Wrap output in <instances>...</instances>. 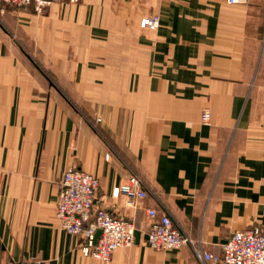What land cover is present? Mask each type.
<instances>
[{"label":"crops","instance_id":"1","mask_svg":"<svg viewBox=\"0 0 264 264\" xmlns=\"http://www.w3.org/2000/svg\"><path fill=\"white\" fill-rule=\"evenodd\" d=\"M69 168L97 176L95 208L141 233L110 264H203L148 246V208L214 255L264 231V0H54L43 13L0 0V264H101L58 227ZM132 172L150 193L137 209L113 195Z\"/></svg>","mask_w":264,"mask_h":264},{"label":"built area","instance_id":"2","mask_svg":"<svg viewBox=\"0 0 264 264\" xmlns=\"http://www.w3.org/2000/svg\"><path fill=\"white\" fill-rule=\"evenodd\" d=\"M5 5L27 7L34 5L43 13L54 0H2ZM77 1V0H73ZM250 0H227L230 5H246ZM158 16H147L141 21L143 29L159 27ZM210 111H205L203 123H209ZM100 179L82 169L69 168L62 179V187L56 210L58 227L71 235L80 237L84 255L110 264L116 250L132 247L136 242V225L132 219L120 218L106 209H96V195ZM114 197H126L127 207L137 209L139 202L150 193L144 179L137 173H130L125 183L114 190ZM147 215L153 220L148 233V246L156 251L167 252L190 247L196 259L203 264H264V231L254 226L234 233L223 245L222 254L211 253L201 239L184 236L167 213L148 208ZM101 235L96 240V234Z\"/></svg>","mask_w":264,"mask_h":264},{"label":"water","instance_id":"3","mask_svg":"<svg viewBox=\"0 0 264 264\" xmlns=\"http://www.w3.org/2000/svg\"><path fill=\"white\" fill-rule=\"evenodd\" d=\"M100 235H101V231H98L97 232V234H96V240H98V238L100 237ZM135 237H136V241H138L139 239H140V237H141V233H140V231H136V233H135Z\"/></svg>","mask_w":264,"mask_h":264},{"label":"rangeland","instance_id":"4","mask_svg":"<svg viewBox=\"0 0 264 264\" xmlns=\"http://www.w3.org/2000/svg\"><path fill=\"white\" fill-rule=\"evenodd\" d=\"M3 2V1H2ZM174 251V250H173Z\"/></svg>","mask_w":264,"mask_h":264}]
</instances>
